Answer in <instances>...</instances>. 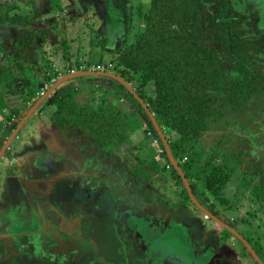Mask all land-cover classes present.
I'll use <instances>...</instances> for the list:
<instances>
[{
    "label": "rangeland",
    "instance_id": "1",
    "mask_svg": "<svg viewBox=\"0 0 264 264\" xmlns=\"http://www.w3.org/2000/svg\"><path fill=\"white\" fill-rule=\"evenodd\" d=\"M196 1L204 31L210 34L220 4ZM226 4L231 27L244 46L240 52L252 62L260 82L242 104L226 108L220 119L213 120L209 131L179 147L174 161L196 187L198 202L248 238L264 260V0H226ZM149 6L150 0H0V149L39 96L72 72L131 77L125 81L139 94L140 73L126 71L122 77L123 67L116 64L118 54L143 31ZM24 39H30L27 47ZM206 45L219 49L213 40ZM221 58L226 60L223 52ZM237 74V69L229 73L231 83ZM18 78L32 83L22 85L15 81ZM104 82L103 76H84L61 84L63 90H78L79 105L93 99L94 107L101 96L86 90ZM152 92V82L143 87L145 96H153ZM49 99L28 117L0 158V264H84L72 256L58 259V252L48 246L53 242L49 228L59 218L71 222L69 217L75 215L81 234L102 248L98 256L109 259L123 256L124 219L135 215L154 226L179 227L191 246L214 248L225 255L226 264H256L233 234L193 204L146 111L126 92L108 96L127 115L129 129L127 138L119 133L111 136L107 148L83 131L81 117L58 128L50 119L54 109ZM164 134L167 140L177 135ZM224 159L233 162L223 188L225 201L206 198L198 174L207 163ZM135 172L147 173L134 181ZM11 175L18 179L8 178ZM66 204L81 211L62 213L58 208ZM39 229H45L44 235ZM214 264L222 260L217 258Z\"/></svg>",
    "mask_w": 264,
    "mask_h": 264
},
{
    "label": "trees",
    "instance_id": "2",
    "mask_svg": "<svg viewBox=\"0 0 264 264\" xmlns=\"http://www.w3.org/2000/svg\"><path fill=\"white\" fill-rule=\"evenodd\" d=\"M218 4L217 23L210 26L212 30L208 34L204 31V20L196 0H150L143 31L118 54L116 66L123 67L121 76L124 77L126 71L140 73L136 88L139 97L147 103L163 132L177 134L172 140L168 138L174 159L178 158L179 147L209 131L213 120L220 119L226 108L235 109L242 104L260 82L252 62L240 52L244 46L231 27L229 5L226 0H218ZM40 30L43 37L44 31ZM208 40H213L219 49L209 48ZM23 41L26 47L30 43V39ZM222 52L226 60L221 58ZM228 63L233 67H228ZM235 69L238 74L231 83L229 73ZM2 71L0 65V76ZM24 71L29 73V68L25 67ZM104 78L106 82L91 84L86 90L87 94L101 96L94 107L90 102L93 99L79 105L75 97L78 90H63L62 84L47 98L54 109L50 119L58 128L80 121L81 117L83 131L96 140L98 146L107 148L111 136L119 133L127 138L129 129L127 115L108 96L126 92L136 106L143 108L121 83ZM125 80L130 82L131 77ZM15 81L25 86L32 83L29 78ZM150 82L153 83V96H145L143 87ZM232 166L233 162L225 159L203 166L198 174L204 183L201 194L225 201L222 193ZM180 167L188 177L183 166ZM135 173L133 179L138 181L147 172ZM189 185L196 196V187ZM209 211L221 218L217 212Z\"/></svg>",
    "mask_w": 264,
    "mask_h": 264
},
{
    "label": "flooded vegetation",
    "instance_id": "3",
    "mask_svg": "<svg viewBox=\"0 0 264 264\" xmlns=\"http://www.w3.org/2000/svg\"><path fill=\"white\" fill-rule=\"evenodd\" d=\"M0 44H3L2 41H0ZM0 58H1V54H0ZM58 202H61V201H58ZM66 206L69 207L70 209L65 208ZM66 206L64 205L58 209H60L62 213L71 212L73 214L81 211L79 210L80 208H76V207H75L76 210H71V208H73L72 205L66 204ZM51 213L53 212H50V214ZM69 218L71 219V222L68 221L69 219L64 216V217L59 218V222H57L56 225L53 226L54 228H49V231H51V233L49 234L52 236L53 242L51 243L49 242L48 246L52 247L53 250L58 252L57 253L58 259H61L63 261L70 260L72 256V259L75 262H83L84 264H187V261L189 259L192 260L193 262L192 264H214L215 260L219 258L220 260H222V264H226L225 255L216 251L214 248H204L205 245H200L197 249V247L194 248L193 246H191L186 240L187 237L185 238V236L182 235L181 229L179 233L181 237L179 238L175 236L174 234L170 233V230L174 227H164L162 225H160L159 227L154 226L153 224L146 223L145 220L141 218L140 216L138 217L135 215H131L128 218L126 217L124 219L123 226H124L125 234H124L123 240L120 241V244L122 245V248H123V250L120 253H122L123 256H118L117 258H112V259H109L106 255L98 256L102 248L99 247L96 242L90 239H86L81 234L83 230L81 227L80 218L77 215L73 217L70 216ZM131 218L142 219L145 222L146 227L148 228V230L150 231L152 235L154 232L158 233L156 236L146 239L147 246L142 244V242L139 240L138 235L135 231V228L130 223ZM75 219L78 220L77 224H75L74 222ZM221 220L223 221V219ZM24 223L26 224V222ZM63 223L68 224L69 227L74 226V228L72 229V228L64 227ZM39 230L38 232L44 235L43 232H45V229L43 230L39 229ZM26 233L29 234L31 232L29 231ZM78 238L87 242L89 244V247L86 248L85 250L80 251L77 247L70 246V242ZM243 238H245V240L249 243L248 238L244 236ZM184 246L188 248V250L185 251L184 256L178 255L173 250V248L175 247L184 248ZM250 246L256 252L260 260L264 263V260L260 256L259 251L255 250L251 244ZM120 259H123L124 263L120 262L122 261ZM256 264L258 263L256 262Z\"/></svg>",
    "mask_w": 264,
    "mask_h": 264
},
{
    "label": "water",
    "instance_id": "4",
    "mask_svg": "<svg viewBox=\"0 0 264 264\" xmlns=\"http://www.w3.org/2000/svg\"><path fill=\"white\" fill-rule=\"evenodd\" d=\"M84 76H103V77H109L112 78L114 80H116L117 82L121 83L133 96L134 98L141 104V106L144 108V110L146 111L151 124L155 130V132L157 133L158 137L160 138V140L163 143L165 152L167 154V157L171 163V165L173 166V168L178 172V174L180 175L184 186L187 190V194L190 198V200L193 202V204L208 218H210L211 220H213L214 222H216L218 225L222 226L223 228H225L228 232H230L231 234H233L236 238H238L242 244L246 247V249L249 251V253L252 255V257L254 258V260L258 263V264H264L260 258L258 257V255L256 254V252L252 249V247L250 246V244L245 240V238H243L242 235H240L234 228H232L229 224H227L226 222H223L221 219H219L218 217H216L215 215H213L211 212H209L207 209H205L199 202L198 200L195 198V196L193 195L189 182L187 181L186 177L184 176L181 168L178 166V164L174 161V157L171 153V150L169 148L168 145V140L165 137L164 132L161 130L156 118L154 117L153 113L148 109V107L146 106V104L143 102V100L139 97V95L134 91V89L130 86V84H128L125 80H123L122 78L116 76L113 73L110 72H104V71H81V72H72L70 74H67L63 77L58 78L55 82H53V84H51L45 92H43L39 98L34 102V104L27 110V112L25 113V115L21 118L20 122L16 125L15 129L13 130V132L10 134V136L8 137L7 141L3 144V146L0 149V158L3 154V152L5 151V149L8 147V144L11 142L12 138L16 135V133L18 132V130L22 127V125L24 124V122L28 119V117L36 110V108L53 92V90L55 88H57L61 83H63L64 81L71 79V78H76V77H84ZM135 224V231L138 235L139 240L142 242V244H144L145 246H147V238L156 236L158 233L154 232L153 235L150 233V231L148 230V228L145 225L146 231L142 233V231H140V226L138 225V223L136 221H134ZM150 246V245H149ZM173 250L175 251V253H177L180 256H184V253L186 250H188L187 247L184 246L183 247H175L173 248ZM192 260L189 259L187 261V264H192Z\"/></svg>",
    "mask_w": 264,
    "mask_h": 264
},
{
    "label": "bare ground",
    "instance_id": "5",
    "mask_svg": "<svg viewBox=\"0 0 264 264\" xmlns=\"http://www.w3.org/2000/svg\"><path fill=\"white\" fill-rule=\"evenodd\" d=\"M34 20H35V18H33ZM47 44V43H46ZM6 55V54H5ZM18 56V55H17ZM24 59V58H23ZM1 64V63H0ZM20 66V65H19ZM42 67V66H41ZM115 73H117V72H115ZM65 97V96H64ZM65 100V99H64ZM71 100V99H70ZM69 102V101H68ZM71 102H72V100H71ZM166 166V165H165ZM134 221H136L137 223H138V225L140 226V231H142V233L143 232H145L146 231V228H145V222L142 220V219H140V218H131L130 219V223L133 225V227L135 228V224H134ZM170 233L171 234H174L175 236H177V237H181L180 236V228L179 227H174V228H172L171 230H170Z\"/></svg>",
    "mask_w": 264,
    "mask_h": 264
},
{
    "label": "crops",
    "instance_id": "6",
    "mask_svg": "<svg viewBox=\"0 0 264 264\" xmlns=\"http://www.w3.org/2000/svg\"><path fill=\"white\" fill-rule=\"evenodd\" d=\"M68 1V0H67ZM2 157V156H1ZM10 179H18L17 175L13 176L11 175L10 177H8ZM16 181V180H15ZM19 181V180H18ZM231 211H225L224 214H230ZM70 246L72 247H77L80 251L85 250L86 248L89 247V244L87 242H85L84 240L78 238V239H74L72 242H70Z\"/></svg>",
    "mask_w": 264,
    "mask_h": 264
}]
</instances>
